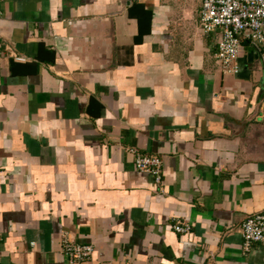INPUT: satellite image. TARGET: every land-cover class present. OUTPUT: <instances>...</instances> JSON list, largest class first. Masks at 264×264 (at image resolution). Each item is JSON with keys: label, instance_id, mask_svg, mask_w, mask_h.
Wrapping results in <instances>:
<instances>
[{"label": "crops", "instance_id": "1", "mask_svg": "<svg viewBox=\"0 0 264 264\" xmlns=\"http://www.w3.org/2000/svg\"><path fill=\"white\" fill-rule=\"evenodd\" d=\"M201 7L3 0L0 264H70L64 240L94 246L78 264H264L241 235L264 212V48L224 74Z\"/></svg>", "mask_w": 264, "mask_h": 264}, {"label": "built area", "instance_id": "2", "mask_svg": "<svg viewBox=\"0 0 264 264\" xmlns=\"http://www.w3.org/2000/svg\"><path fill=\"white\" fill-rule=\"evenodd\" d=\"M0 0V17L2 16ZM200 28L204 34L218 32L220 39L215 57L222 72L237 73V59L242 41L260 50L264 48V0H202L199 11ZM4 51L0 46V60ZM258 119L264 121V95L258 105ZM134 168L150 174L157 185L162 184V161L156 156L135 154ZM177 233H189V224H175ZM242 249L248 251L252 244H259L264 252V212L250 215L241 224ZM62 251L70 264L91 260L94 246L64 240Z\"/></svg>", "mask_w": 264, "mask_h": 264}, {"label": "trees", "instance_id": "3", "mask_svg": "<svg viewBox=\"0 0 264 264\" xmlns=\"http://www.w3.org/2000/svg\"><path fill=\"white\" fill-rule=\"evenodd\" d=\"M244 43H245V44H248L249 42H247V41H242V44H244Z\"/></svg>", "mask_w": 264, "mask_h": 264}]
</instances>
